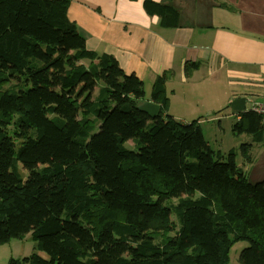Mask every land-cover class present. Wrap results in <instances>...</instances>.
Returning a JSON list of instances; mask_svg holds the SVG:
<instances>
[{"label":"trees","instance_id":"trees-1","mask_svg":"<svg viewBox=\"0 0 264 264\" xmlns=\"http://www.w3.org/2000/svg\"><path fill=\"white\" fill-rule=\"evenodd\" d=\"M69 5L0 0V246L36 243L8 264H230L239 242L240 264H264V182L169 113L171 74L157 116L140 110L144 82L87 48ZM144 8L179 26L170 4ZM239 115L234 135L261 143L262 117Z\"/></svg>","mask_w":264,"mask_h":264},{"label":"crops","instance_id":"crops-1","mask_svg":"<svg viewBox=\"0 0 264 264\" xmlns=\"http://www.w3.org/2000/svg\"><path fill=\"white\" fill-rule=\"evenodd\" d=\"M144 1L70 0L68 16L89 50L113 56L126 73L144 82L146 101L155 79L171 74L169 113L183 123L195 119L201 125L205 106L209 116H233L236 123L241 118L231 108L236 99H245L242 112L264 101V0H154L179 12L176 28L161 26ZM191 63L199 68L187 78L185 67ZM236 137L251 145L249 159L241 152L236 164L243 170L252 166L253 177L264 182V140ZM232 147L222 153L228 155Z\"/></svg>","mask_w":264,"mask_h":264},{"label":"rangeland","instance_id":"rangeland-1","mask_svg":"<svg viewBox=\"0 0 264 264\" xmlns=\"http://www.w3.org/2000/svg\"><path fill=\"white\" fill-rule=\"evenodd\" d=\"M208 108L205 106L202 109V113L199 117L201 120V129L206 138V141L209 142L210 147L212 150L218 152H228L232 146H236L234 149V154L237 158V163L241 162V146L246 144L245 139L241 138L239 140L238 137L233 135L231 125L235 123V118L231 117H224L225 115L217 118L215 116H209L207 113ZM230 113L232 111L230 110ZM223 120V123L220 124V120ZM178 120V119H177ZM195 120V119H194ZM194 120L186 123H191ZM130 147H133L132 143L128 144ZM246 163V160H243ZM252 166H247L244 169L246 176L248 177L251 183H257L262 181L261 178H254L252 175L253 170L250 169ZM264 170V169H262ZM247 242H239L235 244L230 253V264H240L239 256L241 251L248 247ZM36 243L32 240L31 235L26 236L24 239H12L10 242L0 246V264H8L9 261L14 259H22L25 256H29L33 252H36ZM46 257L44 253H40Z\"/></svg>","mask_w":264,"mask_h":264},{"label":"water","instance_id":"water-1","mask_svg":"<svg viewBox=\"0 0 264 264\" xmlns=\"http://www.w3.org/2000/svg\"><path fill=\"white\" fill-rule=\"evenodd\" d=\"M232 110L236 112H242L245 109V99H236L234 103L231 104ZM139 109L147 113L150 117L154 118L159 112V106L151 101H146L139 106Z\"/></svg>","mask_w":264,"mask_h":264},{"label":"built area","instance_id":"built-area-1","mask_svg":"<svg viewBox=\"0 0 264 264\" xmlns=\"http://www.w3.org/2000/svg\"><path fill=\"white\" fill-rule=\"evenodd\" d=\"M252 111L262 117V125L264 128V101L253 103Z\"/></svg>","mask_w":264,"mask_h":264}]
</instances>
